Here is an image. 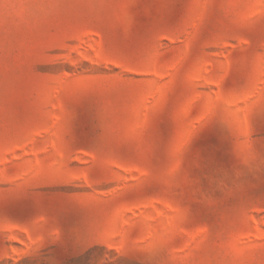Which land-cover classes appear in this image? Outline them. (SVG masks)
Listing matches in <instances>:
<instances>
[{"label":"rangeland","instance_id":"obj_1","mask_svg":"<svg viewBox=\"0 0 264 264\" xmlns=\"http://www.w3.org/2000/svg\"><path fill=\"white\" fill-rule=\"evenodd\" d=\"M0 264H264V0H0Z\"/></svg>","mask_w":264,"mask_h":264}]
</instances>
